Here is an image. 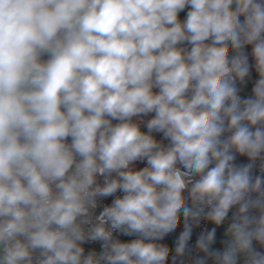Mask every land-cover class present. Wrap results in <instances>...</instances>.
<instances>
[{"label":"clouds","instance_id":"1","mask_svg":"<svg viewBox=\"0 0 264 264\" xmlns=\"http://www.w3.org/2000/svg\"><path fill=\"white\" fill-rule=\"evenodd\" d=\"M236 154L264 158V0H0V264H166L178 214L233 207L232 242L198 247L264 264V177Z\"/></svg>","mask_w":264,"mask_h":264},{"label":"built area","instance_id":"2","mask_svg":"<svg viewBox=\"0 0 264 264\" xmlns=\"http://www.w3.org/2000/svg\"><path fill=\"white\" fill-rule=\"evenodd\" d=\"M185 12L180 13V19H183L185 17ZM243 52L248 54L249 64L251 65L250 73L248 76L244 78V80H240L237 78L236 86L239 90V95L241 97H248L252 95V87L255 80V66L254 61L253 65L251 64V46H247L245 49H243ZM236 52H230L231 55H236ZM149 117H143V118H134L137 122H141V126L143 127V122H146ZM143 121V122H142ZM146 131V129H145ZM155 138L158 141H161L164 145H167L168 141L163 140L162 136L159 133H153ZM225 136L228 135V133L224 134ZM237 165H246L248 163H253L252 168V175L255 176H262L264 177V158H258L254 162L250 161L249 158L245 155L236 154V159L234 161ZM145 166L144 162H137L132 167L138 169L143 168ZM98 182L103 183V178L98 177ZM198 179V177H190L191 181H195ZM191 185L189 184V187ZM116 196L122 195V193L117 192L115 194ZM185 202L188 206H191V200L189 199L188 191L185 190L183 193ZM113 197H107L98 200L97 207L95 209L90 210L91 220L92 223H96V216L99 214V212L107 206ZM209 209H204V214H201L199 218L193 219L189 217L187 220L183 216V213L181 212L178 214L177 218V224L171 232H169L166 236H164L163 239L155 241L157 244L164 246L168 249L169 255L168 259L166 261V264H199V262H203V264H219V262L214 258L209 256L207 253H205L201 248L198 247V241L201 240V238L204 239L205 235L207 234L208 228L211 226V224L214 223V221L207 218L206 213ZM237 211L236 207H233L229 210L227 216L225 219L220 223L217 224L219 228L221 229V235L223 237V232L226 229V227H230V224L233 221V215ZM254 215H258L259 213L254 211ZM87 227V226H86ZM106 227H108L106 225ZM190 229V236L188 240L186 241V246L184 249V252L182 255H177L176 249L180 242V239L182 237V234ZM113 239L114 240H120L122 242H129L133 239H136L135 236H127L123 235L118 231L113 232ZM231 239L223 240L220 244L209 246L210 251H223L230 243ZM255 252H264V245H261L257 241H253ZM82 247L85 249V254H87L89 251H96L99 253L101 251V242L99 241H87L85 242Z\"/></svg>","mask_w":264,"mask_h":264},{"label":"trees","instance_id":"3","mask_svg":"<svg viewBox=\"0 0 264 264\" xmlns=\"http://www.w3.org/2000/svg\"><path fill=\"white\" fill-rule=\"evenodd\" d=\"M213 230H214V235H213L211 241H209V240L207 239L208 234H209V233H212ZM221 234H222V233H221V229L219 228V226L217 225V223L214 222V223L211 224V226L208 228V230H207V234H206L205 237H204V242L208 245V247H209V246H212V245L220 244V243L223 241V237H222Z\"/></svg>","mask_w":264,"mask_h":264},{"label":"rangeland","instance_id":"4","mask_svg":"<svg viewBox=\"0 0 264 264\" xmlns=\"http://www.w3.org/2000/svg\"><path fill=\"white\" fill-rule=\"evenodd\" d=\"M251 64L253 65V59L251 57ZM258 78V73L255 71V80ZM228 233H229V227H226V229L223 232V239L228 241ZM254 250V245H252ZM250 256L248 253H239L237 257V264H249Z\"/></svg>","mask_w":264,"mask_h":264},{"label":"crops","instance_id":"5","mask_svg":"<svg viewBox=\"0 0 264 264\" xmlns=\"http://www.w3.org/2000/svg\"><path fill=\"white\" fill-rule=\"evenodd\" d=\"M229 239H231V241H232V239H233V236H232V234H231V232L229 231V233H228V240ZM223 240H225V239H223ZM254 251H255V249H254Z\"/></svg>","mask_w":264,"mask_h":264}]
</instances>
